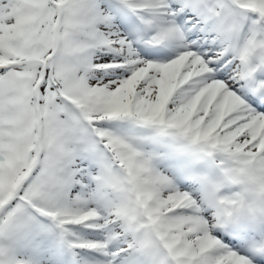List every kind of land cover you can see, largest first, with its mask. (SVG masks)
<instances>
[{
    "label": "snow or ice",
    "instance_id": "snow-or-ice-1",
    "mask_svg": "<svg viewBox=\"0 0 264 264\" xmlns=\"http://www.w3.org/2000/svg\"><path fill=\"white\" fill-rule=\"evenodd\" d=\"M0 264H264V0H0Z\"/></svg>",
    "mask_w": 264,
    "mask_h": 264
}]
</instances>
